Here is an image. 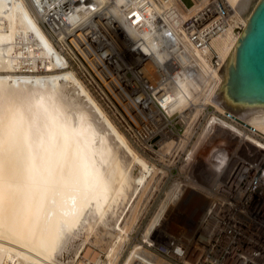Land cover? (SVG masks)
Here are the masks:
<instances>
[{"label":"built area","instance_id":"built-area-1","mask_svg":"<svg viewBox=\"0 0 264 264\" xmlns=\"http://www.w3.org/2000/svg\"><path fill=\"white\" fill-rule=\"evenodd\" d=\"M28 1L61 69L120 127L123 121L133 125L123 130L140 144L159 154L164 143L173 142L165 168L172 184L207 191L187 240L191 255L200 254L195 263L264 264V134L243 117L201 104L185 138L182 116L193 114L199 103L190 100L182 112L167 111L185 77L195 93L206 78L213 92L218 87L224 60L212 42L229 27L223 6L211 1L184 15L199 0L189 6L182 0ZM245 23L233 28L235 42ZM146 101L162 120L154 119ZM242 145L250 149L241 152Z\"/></svg>","mask_w":264,"mask_h":264},{"label":"bare ground","instance_id":"bare-ground-1","mask_svg":"<svg viewBox=\"0 0 264 264\" xmlns=\"http://www.w3.org/2000/svg\"><path fill=\"white\" fill-rule=\"evenodd\" d=\"M17 1L26 18L14 9L16 1L0 0L1 66L22 71L26 67L36 69L38 62H43L47 70L49 67L61 69L53 47L49 50L27 37L26 19L32 34L37 32L43 41L48 38L29 1ZM211 1L219 2L227 11L229 27L212 42L225 61L235 44L232 30L240 21H246L249 14L242 15L250 0H199L184 15ZM204 70H207L205 66ZM6 77L0 78V264H58L54 253L67 244L76 224L85 229L86 240L93 238L96 246L105 236L113 242L120 239L121 243V234L129 226L123 227L119 236L113 235L107 213L112 205L120 202L109 201L111 190L122 192L129 188L131 169L123 170L119 181L115 179L114 170L109 169L115 150L108 135L96 130L87 118L88 112L79 103L78 79L70 71L62 75L64 83L56 75L42 80ZM179 83L175 103L167 109L168 113L182 112L190 100L200 106L193 114L182 116L187 122L184 134L187 137L201 104L213 103L209 100L215 85L206 78L203 90L195 93V85L189 78ZM144 103L152 110L154 119L162 120L160 111L151 101ZM243 118L264 134L263 108L254 109ZM216 131L223 136L221 129ZM172 144H166L162 150H170ZM238 149L247 152L250 148L242 145ZM177 196L182 201L188 199L184 189L182 192L179 189ZM203 198L206 201V195ZM189 255L193 264H197L195 261L200 254L193 257L189 252ZM84 259L75 264H103L101 257L90 250L86 251ZM132 261L133 255L124 264H132ZM104 262L114 264V257L108 256Z\"/></svg>","mask_w":264,"mask_h":264},{"label":"rangeland","instance_id":"rangeland-1","mask_svg":"<svg viewBox=\"0 0 264 264\" xmlns=\"http://www.w3.org/2000/svg\"><path fill=\"white\" fill-rule=\"evenodd\" d=\"M14 1H16L13 5L14 9L21 11L18 7V1ZM182 2L189 6L192 1L182 0ZM256 2L257 0H250L242 17L249 14ZM21 13L24 15L22 11ZM24 17L26 18L25 15ZM26 21L25 32L27 37L40 42L39 45L44 44L49 50L50 48L53 49L54 47L48 38L43 41L37 32H33V35L29 31V22L27 19ZM42 63L38 62L36 69L26 67L22 71L21 69L11 70L12 66H9L10 72L7 71L9 70L8 67L0 64V67H3L0 68V78L16 76L42 80L48 76L56 75L61 77L62 83L65 82L62 75L68 70L49 67L48 71L43 68ZM79 83L80 85L77 86L78 101L88 112L87 118L94 124L98 132L108 135V139L115 150L112 163L109 166V169L115 172V179L119 181L121 172L123 170L129 172L131 169L132 179L129 188L122 192L111 190L112 198L109 201L120 202L112 205L107 213L111 223V230H109L112 231L113 235L120 234L123 227H129L125 231L126 233L121 234V243L118 242L120 239L113 242L105 236L104 239L102 238V242L96 246L93 244V238L89 237L86 240L85 229H82L80 224H76L67 244L54 253L58 264H75L80 260H86L84 255L87 250L101 257L103 264H108L104 262L108 256L114 257V264H124L131 255H133L132 264H193L194 262L189 257L187 240L192 230L195 229L194 224L202 207H204L206 201L203 196L207 195V191L196 187V189L187 188L186 185L180 188L178 184H172L175 181L172 180L173 177L170 172L165 169L171 162V156L168 154L170 150H162L166 144L172 141L164 143L159 154L155 153L154 146L140 144L128 134V131L125 133L123 130L129 125H133L129 122L127 125L123 121L120 127L80 81ZM69 94L72 93L69 92ZM190 135H192V130ZM179 189L181 192L184 189L188 193L187 200L182 201L178 196L175 197ZM205 264H214V262L209 260Z\"/></svg>","mask_w":264,"mask_h":264},{"label":"water","instance_id":"water-1","mask_svg":"<svg viewBox=\"0 0 264 264\" xmlns=\"http://www.w3.org/2000/svg\"><path fill=\"white\" fill-rule=\"evenodd\" d=\"M245 22L209 100L238 118L264 109V0H257Z\"/></svg>","mask_w":264,"mask_h":264}]
</instances>
